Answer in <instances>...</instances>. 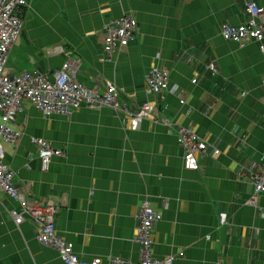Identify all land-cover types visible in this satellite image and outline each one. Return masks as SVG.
Masks as SVG:
<instances>
[{
    "label": "crops",
    "instance_id": "crops-1",
    "mask_svg": "<svg viewBox=\"0 0 264 264\" xmlns=\"http://www.w3.org/2000/svg\"><path fill=\"white\" fill-rule=\"evenodd\" d=\"M252 1L264 7V0ZM245 7L243 0H29L10 73L51 76L71 57L81 64L77 79L84 85L103 92L113 81L121 104L153 105L132 130L108 106L46 116L26 100L16 121L23 137L4 143L18 184L34 202L58 207L57 231L83 260L101 257L108 264L115 256L138 264L137 214L149 200L163 215L155 257H174L173 264H264V193L256 205L248 203L264 164V39L241 44L221 33L224 24L249 19ZM125 13L135 16L139 31L119 58L108 59L106 26ZM153 69L169 72L172 90L148 91ZM179 126L221 153L188 169ZM32 136L64 154L45 169ZM12 209L20 210L19 203L0 193V264H65L56 249L37 241L29 217L15 223Z\"/></svg>",
    "mask_w": 264,
    "mask_h": 264
},
{
    "label": "built area",
    "instance_id": "built-area-1",
    "mask_svg": "<svg viewBox=\"0 0 264 264\" xmlns=\"http://www.w3.org/2000/svg\"><path fill=\"white\" fill-rule=\"evenodd\" d=\"M249 19L241 24L226 23L222 26V35L227 41L244 44L248 41L262 42L264 39V7L252 0H243ZM29 0H0V193H5L20 205V210H10L17 225L29 217L37 227L36 239L45 247L58 251L65 264H104L101 257L83 260L75 251L74 245L59 235L55 215L58 207L53 203L41 204L27 196L22 185L16 183V171L5 160L4 143H18L23 131L16 127V121L23 111L24 101H30L44 115L60 114L69 116L79 108L86 106L102 108L105 106L121 112L130 121L132 130L139 129L142 121L151 116L153 105L144 103L131 109L119 102L118 87L113 81H107L103 92L90 88L77 79L81 64L68 57L62 69L49 76L40 71H24L12 74L8 71L9 54L22 34L24 26L23 11ZM139 31V23L131 13L111 21L106 26L104 52L108 59L119 56L129 47ZM264 53V44L260 45ZM214 69L213 67H211ZM52 77V78H51ZM196 82V80H194ZM148 91L153 95L172 90L169 72L153 69L147 74ZM178 142L183 148L185 166L197 169L203 156H217L220 150L210 146L191 127L179 126ZM31 141L38 147L42 165L47 167L51 159L64 154L48 140L36 136ZM254 193L248 203L256 205L259 195L264 193V164L253 176ZM166 205V203H165ZM162 212L157 211L149 200L141 203L137 214V226L134 240L139 245L141 259L138 264H173L174 257H155L153 253L154 235L157 224L162 220ZM228 214L220 213V222L226 223ZM108 264H135L120 257H109Z\"/></svg>",
    "mask_w": 264,
    "mask_h": 264
},
{
    "label": "bare ground",
    "instance_id": "bare-ground-1",
    "mask_svg": "<svg viewBox=\"0 0 264 264\" xmlns=\"http://www.w3.org/2000/svg\"><path fill=\"white\" fill-rule=\"evenodd\" d=\"M44 168H45V169H47V168H48V166H47V167H45V166H44ZM16 183L18 184V182H17V175H16Z\"/></svg>",
    "mask_w": 264,
    "mask_h": 264
},
{
    "label": "rangeland",
    "instance_id": "rangeland-1",
    "mask_svg": "<svg viewBox=\"0 0 264 264\" xmlns=\"http://www.w3.org/2000/svg\"><path fill=\"white\" fill-rule=\"evenodd\" d=\"M60 257V256H59Z\"/></svg>",
    "mask_w": 264,
    "mask_h": 264
}]
</instances>
